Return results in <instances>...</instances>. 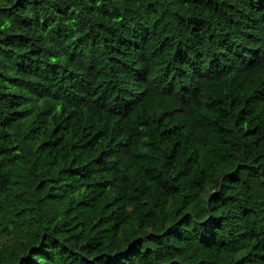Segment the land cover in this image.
Instances as JSON below:
<instances>
[{"label": "trees", "instance_id": "16d2710c", "mask_svg": "<svg viewBox=\"0 0 264 264\" xmlns=\"http://www.w3.org/2000/svg\"><path fill=\"white\" fill-rule=\"evenodd\" d=\"M0 264H264V0H0Z\"/></svg>", "mask_w": 264, "mask_h": 264}]
</instances>
